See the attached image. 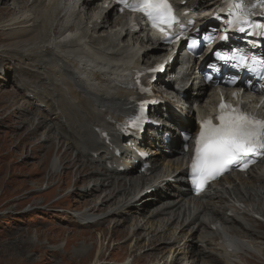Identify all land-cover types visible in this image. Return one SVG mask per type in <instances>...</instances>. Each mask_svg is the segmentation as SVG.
<instances>
[{"label": "bare ground", "instance_id": "1", "mask_svg": "<svg viewBox=\"0 0 264 264\" xmlns=\"http://www.w3.org/2000/svg\"><path fill=\"white\" fill-rule=\"evenodd\" d=\"M221 1L173 0L181 13L189 11L196 18L195 29L205 28ZM0 7L9 14L0 26V44L4 46L0 63L24 57L34 62L27 76H38L44 85V89L30 83L17 86L26 91L32 108L27 101L18 107V95L11 100L3 97L5 106L37 115L28 133L31 137H37L47 123L51 124L41 136V143L51 144L49 153L65 145L60 158L67 163L63 165L59 158H53L50 172L60 173L62 167L68 170L76 161L80 165L76 173L84 167V181L91 184L84 186L78 196H98L91 208L72 215L75 222L86 229L106 225L101 235L108 232L115 239L125 237L126 243L140 235L152 249L153 259L146 264H190V259H194L193 264L198 260L202 264H249V256L264 258V236L258 232L259 227L264 229L263 164L246 175L230 174L204 196L191 198L187 174L192 152L186 151L185 145L190 143L182 133L189 134L197 127L195 117L214 113L218 103V88L206 86L196 77L198 64H186L182 78L175 84H167L162 77L154 84L164 113L156 107L162 125L154 136L149 134L151 139L140 144L150 154L144 163L151 166L142 171L144 163L133 150L137 143L121 141L115 124L135 112L137 101L151 99L140 96L131 86L136 72L152 69L170 56L159 37L147 34L143 28L140 33L134 32L126 18L115 19L109 31L111 17L118 14L112 0H0ZM36 30L41 42L35 39ZM163 51L166 54L160 53ZM180 63L183 57L178 55L175 64ZM256 94L249 93L241 100L257 108L263 117L260 97L264 91ZM8 111L11 118L13 112ZM99 130L107 132L110 140H104ZM56 132L58 135H54ZM73 149L78 152L75 158L70 154ZM168 150L172 158L164 154ZM69 175L64 174L63 179ZM79 179L76 175L70 194H76ZM114 218L117 220L112 222ZM133 219L127 231H117ZM169 230V237L164 239ZM141 241L137 239L129 252L137 261L149 258L146 252L136 257ZM165 247H172L167 260H163Z\"/></svg>", "mask_w": 264, "mask_h": 264}, {"label": "rangeland", "instance_id": "2", "mask_svg": "<svg viewBox=\"0 0 264 264\" xmlns=\"http://www.w3.org/2000/svg\"><path fill=\"white\" fill-rule=\"evenodd\" d=\"M23 9H26V5ZM8 16L7 11L0 7V26L6 23ZM116 17L118 16L111 17L109 31L113 30ZM38 31H34L36 40ZM38 40L40 41V38ZM39 41L37 44L41 42ZM2 47L4 46L0 44V49H3ZM160 53L166 54V51ZM32 64L34 62L26 61L20 56L7 58L0 63V69H3V72H0V264H100L107 261L113 264L149 263L153 259L150 254L152 249L148 247L147 241H141L140 235L126 243L125 237L121 240L115 239L116 236L108 232L101 235L106 225L86 229L75 222L72 215L78 213L77 210L91 208L90 204L97 200L98 196H78L84 186L91 184L84 181V167L76 173L77 167L80 166L76 161L75 168L63 170L62 167L60 173L50 172L53 158H59V163L63 162V165L67 163L60 158L67 148L65 145L58 146V151L54 149L49 153L51 144L41 143V136L51 124L47 123L37 137H31L28 133L33 121L37 119L36 114L16 111L17 107L13 106L9 108L13 112L9 118L10 112L3 97L11 100L18 95V107H23V103L27 101L29 108H32L26 91L18 90L17 86L20 83H30L33 87L44 89L38 76H27L32 73ZM54 128L56 129V125ZM54 135H58L57 132ZM70 154L75 158L78 152L73 149ZM66 157L70 158L69 155ZM98 165L93 164V167ZM66 173L70 175L63 179ZM76 175H79L80 179L74 195L70 192L74 189ZM111 220L114 222L117 219ZM134 222V219L131 220L117 231H127ZM261 229L262 227H259L258 232L264 236V229ZM169 233L170 230L164 239L169 237ZM137 239L141 242L136 257L146 252L149 258L137 261L138 259L134 260L135 256H130V249L135 246ZM157 243L154 246H157ZM170 248L165 247L163 260L170 256ZM262 248L264 249V246ZM247 261L249 264H264V258L249 256ZM197 262L202 264V260ZM193 263L194 259H190V264Z\"/></svg>", "mask_w": 264, "mask_h": 264}, {"label": "snow or ice", "instance_id": "3", "mask_svg": "<svg viewBox=\"0 0 264 264\" xmlns=\"http://www.w3.org/2000/svg\"><path fill=\"white\" fill-rule=\"evenodd\" d=\"M123 2L127 3V0ZM259 2L264 5V0ZM143 4L154 27H159V23L163 22L171 27L175 18L167 0H143ZM250 6V0H235V8L239 10L236 17L238 22H249L247 9ZM224 108L225 105H221L219 125L206 121L197 139L192 171L194 176L198 174L202 179L215 178L222 171L236 165L244 167L257 153L264 155V121L255 120L242 112L226 116Z\"/></svg>", "mask_w": 264, "mask_h": 264}]
</instances>
